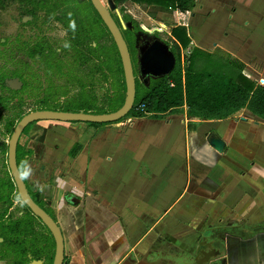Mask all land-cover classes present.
Wrapping results in <instances>:
<instances>
[{"label":"crops","instance_id":"1","mask_svg":"<svg viewBox=\"0 0 264 264\" xmlns=\"http://www.w3.org/2000/svg\"><path fill=\"white\" fill-rule=\"evenodd\" d=\"M171 12L188 48L165 26L156 31L179 57L221 53L264 87V0H192ZM241 112L36 124L44 140L22 146L23 180L59 228L62 264H264V121Z\"/></svg>","mask_w":264,"mask_h":264},{"label":"trees","instance_id":"2","mask_svg":"<svg viewBox=\"0 0 264 264\" xmlns=\"http://www.w3.org/2000/svg\"><path fill=\"white\" fill-rule=\"evenodd\" d=\"M26 1L37 9H45L48 7L50 9L57 8L60 3L76 5L79 6V9H83L84 11H86L87 8V6L84 7L78 0ZM112 1L116 6H121L130 2L135 5L156 6L165 10L181 12H185L192 7V0ZM88 4L97 16L99 22L109 34L98 14L92 7L90 0H88ZM114 20L119 26L117 20L115 18ZM123 21L126 25L129 24L131 26V28L126 29L125 34L131 37L132 50L138 55L136 35L141 34L146 36V34L131 18L123 16ZM61 22L68 34L65 43L73 51V55H71V63L76 68L86 66V81L77 77L72 71V67H74L72 66L70 70L68 69L67 73H64V76L71 79V81L76 78L75 82L79 86L80 92L78 96L61 104L59 98L65 97L66 94L63 92L64 89L57 88L52 84L51 86L42 89V94L37 96L40 99L37 100L33 110L28 114L34 112H58L99 115L93 104V96L90 97L87 92H85V89L89 85L93 86V82L91 81L94 80L96 74H99L102 79L106 80L107 72H111V67H114L116 73L121 75L123 82L121 86L115 88L116 92L111 99L106 112L103 114L117 112L124 105L126 88L123 70L121 68L122 64L115 44L113 43V51L108 50L101 45V38H103L102 33L96 31L97 28L87 14L80 18H77L72 14H64L62 15ZM121 32L131 59V52L126 42L125 35L123 31ZM171 35L183 50L187 49L190 45V39L185 28H175L172 30ZM171 50L176 57V66L173 73L166 78L156 80L150 79L148 84L145 85L138 80L137 63L134 66L132 65L136 83L135 108L127 114L125 118H141L146 115H153L157 118L172 110H178L185 107L187 118L199 121H226L233 118L242 110H246L253 116L264 121V87L257 86L254 82L247 79L242 74V67L238 63L227 62V65H220L219 67L223 68L222 72L221 68L217 72L210 71L207 68L198 69L191 63L193 58V54H191L187 60L188 66L184 70V75L182 76L179 48L174 45ZM25 55L29 60L34 61L41 59L49 69L55 70L54 73L56 75H63V70L66 67L65 62L63 61L64 58L51 51V49L46 46V42L39 41L35 43L26 50ZM13 79L19 80L22 84L19 91H11L7 87L6 82ZM87 80H89V83H87ZM0 83L2 88L12 97L24 96L29 94V91H32V89L35 90L31 81L28 80L19 69L2 76L0 78ZM27 96L30 97L31 94ZM8 101L9 99L5 98V103ZM141 105L144 106L143 113L136 111V108ZM91 125L103 126L107 124ZM44 135L45 131L43 132V136L39 139V142H43ZM19 155L20 147L18 146L16 152V164L23 180L22 162L20 166ZM13 201H21L17 192L14 193ZM11 203L12 202L9 204L11 205ZM35 217L36 216L28 210V214L23 218L8 222V224L5 225L2 222L3 216H0L1 259L8 256L11 259L12 264H29L31 261L42 259H45L48 264L53 263L55 253L54 240L51 238L54 247L52 254L47 255V245L42 241L43 238L40 240V238L34 237L35 233L33 232L32 224L34 219H36Z\"/></svg>","mask_w":264,"mask_h":264},{"label":"rangeland","instance_id":"3","mask_svg":"<svg viewBox=\"0 0 264 264\" xmlns=\"http://www.w3.org/2000/svg\"><path fill=\"white\" fill-rule=\"evenodd\" d=\"M78 1L83 4L84 7L87 6L86 11L79 9V6L69 3H60V6L58 5L57 8L52 9L49 7L37 9L28 4L26 0H0V78L19 69L24 76L31 81L35 89L29 91V94H31L30 97L27 96L29 94L20 97H12L9 93L1 89L0 83V100H2L1 98L4 99V102H0V213L7 209L10 205L9 203L12 202L9 207L10 210L7 211L10 220H19L28 214L27 208L21 201H13L16 186L13 183L8 167V149L12 134L25 115L33 110L37 100L40 99L37 96L42 94V89L52 84L57 88L64 89L63 92H65L66 95L64 98H59L61 104L67 102V100L76 98L80 93L79 86L75 82L76 78L71 81V79L64 76V73H67L68 69L70 70L74 65L71 63L73 51L65 43L68 34L61 22L62 15L72 14L77 18L85 14L89 15L92 23H94V26L97 28L96 31L102 33L103 38H101V45L108 50H114V41L111 35L107 33L95 13L89 7L88 0ZM99 1L103 7L110 11L117 22L118 17L116 11L119 12L122 19L123 16L131 18L145 34L158 38L171 48L172 41L170 37H168L166 33L160 34L156 30L161 29V26H165L171 31L172 27L183 25L182 20L179 19L174 23V19L172 18L173 13L160 7L135 5L130 2L121 6H116L112 0ZM113 6L114 9L112 8ZM186 25H189V19ZM122 31L129 46L131 62L134 66L138 62V55L132 50L131 37L125 34L126 30ZM186 32H188L187 29ZM39 41L46 42V46H48L51 51L64 58L63 61L66 67L63 70V75H56L54 73L55 70L49 69L41 59L33 61L26 57V50ZM227 60L228 59L225 61V58L223 60L221 53L209 55L206 52L194 50L191 63L198 69L207 68L210 71L217 72L221 68L219 67L220 65L223 66L224 63L227 65ZM222 70L223 68H221V72ZM72 71L78 78L86 81V66H81L80 68L74 66L72 67ZM138 80L141 81L140 79ZM91 82H93V86H87L85 92H87L90 97L93 96L92 100L94 99L93 104L96 112L99 113V115H104L103 113L106 112L116 92L115 88L122 85V77L120 74L116 73L114 67H111V72H107L106 80L102 79L99 74H96L94 80ZM87 83H89V80H87ZM21 86L22 84L17 79L7 82V87L11 91H19ZM5 98L9 99L7 103H5ZM240 114H242V112L238 115ZM47 123L49 122H39L36 124ZM36 124L28 126L24 130V136L22 135L20 138V161H26L24 157L30 155V153H28L29 151L25 149L28 143L30 141L38 142V139L42 136V129ZM147 124L148 121H144V123H139L137 127L139 128L141 125ZM25 138L28 139L26 144V141H24ZM47 213L52 216L51 212L47 211ZM35 218L32 224L33 232L35 233L34 237L40 238V240L43 238L42 241L48 244L47 254L51 255L54 249L51 239L52 236L47 232V229L37 217ZM8 264H12L10 258H8Z\"/></svg>","mask_w":264,"mask_h":264},{"label":"water","instance_id":"4","mask_svg":"<svg viewBox=\"0 0 264 264\" xmlns=\"http://www.w3.org/2000/svg\"><path fill=\"white\" fill-rule=\"evenodd\" d=\"M92 7L98 14L102 23L111 35L120 56L124 82L126 88V98L124 105L115 113L94 115L84 113H58V112H34L25 116L17 125L11 136L8 149V167L12 176L16 191L21 202L28 210L36 216L47 231L52 236L55 243V253L52 264H62L63 240L57 224L49 215L41 209L29 196L26 186L21 178L16 164V152L19 140L24 130L39 122H61V123H82V124H112L124 119L135 108L136 83L130 55L122 36V30L131 28L126 25L118 11V23L115 22L110 11L103 7L99 0H90ZM114 9V6L112 7ZM148 40L137 47L138 50V79L145 85L150 79H163L171 75L176 66V57L171 47L160 41L158 38L146 34ZM8 82V81H7ZM6 82V84H7ZM216 145V143H214ZM30 259V258H29ZM29 264H43L41 260L31 261Z\"/></svg>","mask_w":264,"mask_h":264},{"label":"flooded vegetation","instance_id":"5","mask_svg":"<svg viewBox=\"0 0 264 264\" xmlns=\"http://www.w3.org/2000/svg\"><path fill=\"white\" fill-rule=\"evenodd\" d=\"M136 40H137V47H140L142 44H144L147 40H148V37L147 36H143V35H141V34H137L136 35ZM1 89L3 90V91H5L3 88H2V86H1ZM2 100H0V102H4V99L3 98H1ZM23 135V134H22ZM18 146H19V143H18ZM17 146V147H18ZM20 147V146H19ZM19 158V161H20V157H18ZM21 162L22 161H20V166H21ZM22 172H23V170H22ZM23 176H24V174H23ZM24 178V177H23ZM17 192V191H16ZM25 206V205H24ZM10 205L7 207V209H5L3 212H1L0 213V216H3V218H2V222L5 224V225H7L8 224V222H12V221H16V219L15 220H10V217L8 216V212L7 211H9L10 210Z\"/></svg>","mask_w":264,"mask_h":264},{"label":"built area","instance_id":"6","mask_svg":"<svg viewBox=\"0 0 264 264\" xmlns=\"http://www.w3.org/2000/svg\"><path fill=\"white\" fill-rule=\"evenodd\" d=\"M177 12H180V11H177ZM157 31H160V30H157ZM189 56H190V54H182L180 56V69H181V72H182V76L184 75V70L188 66L187 60H188ZM136 111L143 113L144 112V106L141 105V106L137 107Z\"/></svg>","mask_w":264,"mask_h":264}]
</instances>
